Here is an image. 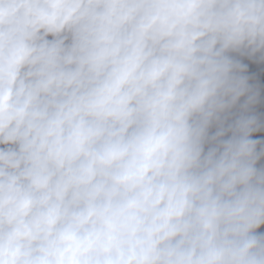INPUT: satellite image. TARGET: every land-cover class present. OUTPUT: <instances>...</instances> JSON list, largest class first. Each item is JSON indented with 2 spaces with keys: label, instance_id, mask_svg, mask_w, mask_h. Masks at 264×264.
<instances>
[{
  "label": "clouds",
  "instance_id": "1",
  "mask_svg": "<svg viewBox=\"0 0 264 264\" xmlns=\"http://www.w3.org/2000/svg\"><path fill=\"white\" fill-rule=\"evenodd\" d=\"M0 264H264V0H0Z\"/></svg>",
  "mask_w": 264,
  "mask_h": 264
}]
</instances>
